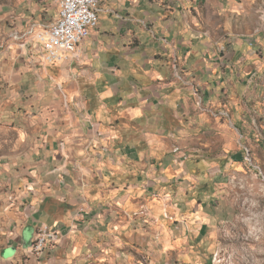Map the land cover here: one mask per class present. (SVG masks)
I'll list each match as a JSON object with an SVG mask.
<instances>
[{"label":"rangeland","instance_id":"obj_1","mask_svg":"<svg viewBox=\"0 0 264 264\" xmlns=\"http://www.w3.org/2000/svg\"><path fill=\"white\" fill-rule=\"evenodd\" d=\"M212 2L219 6L204 26L225 42L231 79L252 76L256 90L230 89L226 105L195 113L164 177L142 183L135 176L136 187L144 186L125 200L131 178L111 175L116 167L105 150L100 172L92 160L77 170L82 162L72 157L70 171L51 179L47 143L71 142L86 122L96 138L107 129L87 119L92 102L84 104V95L93 89H77L79 61L70 69L45 57L39 34L56 19L58 0H0V264H264V0ZM238 39L251 59L236 62ZM54 180L81 233L60 234L40 253L2 256L12 223ZM71 187L79 193L74 205L67 203Z\"/></svg>","mask_w":264,"mask_h":264},{"label":"crops","instance_id":"obj_2","mask_svg":"<svg viewBox=\"0 0 264 264\" xmlns=\"http://www.w3.org/2000/svg\"><path fill=\"white\" fill-rule=\"evenodd\" d=\"M59 4L60 0L57 16ZM215 5L219 6L212 0L101 1L98 25L77 47L78 56L57 62L67 63L73 69L72 64L79 61L74 71L84 78L82 85L78 81L77 89L83 86L84 93L93 89L84 95V104L92 102L87 119L97 121V128L107 129L106 136L96 138L88 134L86 122L81 128L82 136L71 142L60 145L55 141L51 146L47 143L46 163H49L51 179L57 173L70 171L72 157L82 162L77 170L81 167L86 171L85 161L92 160L97 165L104 158L105 150L107 155L111 154L108 159L116 167L111 175L117 176L118 172L131 178L122 189L127 200L136 187L135 176L137 181L150 176L156 180L164 177L166 168L172 167L167 163L175 156L171 148L180 144L181 136L187 134L188 121L194 120L195 113L211 110L216 104L226 105L230 89L243 95L249 89L256 90L252 76L233 75L231 79L230 65L226 62L230 60L228 52L221 51L225 42L214 40L211 30L204 26ZM244 43L239 39L235 42L234 50L242 48L236 62L253 57L252 49H243ZM255 61L249 64L257 65ZM221 78L227 80L226 85ZM74 97L82 96L74 94ZM99 164L100 172L104 167L102 162ZM57 181L51 182L42 201L28 204L25 218L19 216L12 223L10 235L1 247L2 256L6 250L15 251L10 258L30 252L38 229L49 223L61 235L78 232L71 212L61 207L66 194ZM143 186L139 184L136 188ZM70 189L67 203L74 205L79 193L74 187ZM44 201L47 205L52 203L51 207L47 208ZM71 225L74 227L70 228ZM128 226L127 233L131 231Z\"/></svg>","mask_w":264,"mask_h":264},{"label":"built area","instance_id":"obj_3","mask_svg":"<svg viewBox=\"0 0 264 264\" xmlns=\"http://www.w3.org/2000/svg\"><path fill=\"white\" fill-rule=\"evenodd\" d=\"M98 0H62L64 18L59 20L61 32H50L40 35L45 57L50 63L61 58L71 59L78 56L77 47L82 41L76 40V31L86 29V34L91 33L96 27L95 4ZM60 233L48 225L38 229L37 238L31 246L32 252H43L49 244L55 242Z\"/></svg>","mask_w":264,"mask_h":264},{"label":"bare ground","instance_id":"obj_4","mask_svg":"<svg viewBox=\"0 0 264 264\" xmlns=\"http://www.w3.org/2000/svg\"><path fill=\"white\" fill-rule=\"evenodd\" d=\"M62 0H60V4H59V12H58V16L56 17V19L54 20V22L50 25L47 26V29H45L43 32H41L39 34V39H40V35L44 34V33H49L50 32H61V24H59V20H61L62 18H64V11L62 8ZM102 0H98L97 4H95V20L99 21V7H100V3ZM89 33L86 34V29H79V31H76V40L78 41H82L84 38H86L88 36ZM64 61V60H62ZM192 218V217H191Z\"/></svg>","mask_w":264,"mask_h":264}]
</instances>
